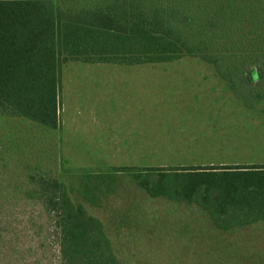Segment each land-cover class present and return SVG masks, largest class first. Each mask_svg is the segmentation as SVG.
I'll list each match as a JSON object with an SVG mask.
<instances>
[{
	"label": "rangeland",
	"instance_id": "rangeland-1",
	"mask_svg": "<svg viewBox=\"0 0 264 264\" xmlns=\"http://www.w3.org/2000/svg\"><path fill=\"white\" fill-rule=\"evenodd\" d=\"M182 1L181 10L193 17L185 29L190 43L216 35L220 45L200 44L199 55L165 63L66 62L56 131L0 114V264H61L56 217L29 195L30 176L42 175L66 181L123 264H264L263 221L220 230L198 204L151 197L131 175L264 164V50L258 49L264 0ZM69 5L62 0L64 9ZM223 5L226 12L242 6L243 27L226 12L215 14ZM206 56L218 58L219 68ZM249 68L261 72L252 85ZM221 72L232 77L235 91ZM129 127L149 133L126 143ZM127 144L134 147H116ZM95 175L89 195L82 181ZM150 176L158 179L156 171Z\"/></svg>",
	"mask_w": 264,
	"mask_h": 264
},
{
	"label": "trees",
	"instance_id": "trees-1",
	"mask_svg": "<svg viewBox=\"0 0 264 264\" xmlns=\"http://www.w3.org/2000/svg\"><path fill=\"white\" fill-rule=\"evenodd\" d=\"M78 1L72 0V5L64 9L62 0H0L1 115L23 118L56 131L61 68L66 62L165 63L184 55H199L203 50L200 44L205 49L221 44L216 35L204 38L200 44L190 43L185 29L193 26V17L181 10L182 0H87L81 5ZM224 10V5L220 10L215 8V14ZM230 10L225 14L240 28L242 6ZM181 24L185 26L180 28ZM249 42L254 44L252 39ZM253 44L247 47L251 51ZM258 49L264 50V39ZM204 59L219 68L218 58ZM244 73L250 85L261 77L257 68ZM221 76L235 91L232 77L225 72ZM244 102L245 107L252 108L253 102ZM146 171L145 176L140 172L131 175L151 197L196 203L220 230L264 222V164ZM152 171L157 172V180L151 179ZM94 177L82 181L89 195ZM28 183L34 186L29 195L56 217L61 264H123L115 256L101 223L84 205L74 202L66 181L42 175L30 176Z\"/></svg>",
	"mask_w": 264,
	"mask_h": 264
},
{
	"label": "crops",
	"instance_id": "crops-1",
	"mask_svg": "<svg viewBox=\"0 0 264 264\" xmlns=\"http://www.w3.org/2000/svg\"><path fill=\"white\" fill-rule=\"evenodd\" d=\"M181 107H183V105H181ZM139 112H142V111H139ZM137 115V114H136ZM144 115H145V117H146V119L148 118V115L144 112ZM133 119L136 121V119H138V117L136 116H134L133 117ZM144 128H147L146 126L144 127ZM140 129H142V130H135V129H132L131 127H129L128 128V132H127V135H128V137L130 138V139H127L126 140V143H129V142H132L133 140V138L135 139V141H142L143 140V133L145 134V136L146 135H148V130L147 129H143V128H141L140 127ZM186 134H188V133H186ZM133 136H135V137H133ZM114 139V138H113ZM117 148H132V147H134V146H132V144H127L126 146H116ZM135 147H142V146H135Z\"/></svg>",
	"mask_w": 264,
	"mask_h": 264
}]
</instances>
